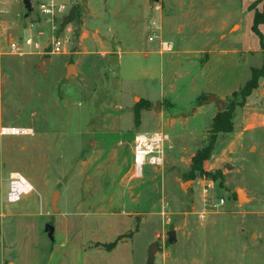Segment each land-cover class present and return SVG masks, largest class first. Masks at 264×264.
I'll list each match as a JSON object with an SVG mask.
<instances>
[{"label":"rangeland","instance_id":"rangeland-1","mask_svg":"<svg viewBox=\"0 0 264 264\" xmlns=\"http://www.w3.org/2000/svg\"><path fill=\"white\" fill-rule=\"evenodd\" d=\"M255 1L75 0L74 21L62 31L65 18L49 23L37 0L32 13L23 0H0V75L12 77L3 84L4 120L33 130L4 141L17 148L14 174L37 185L30 203L46 207L49 220L58 192L61 209L83 200L134 219L136 264H148L153 243L154 264H264V97H241L262 66L252 53L261 50L248 7ZM153 32L171 53L159 51V39L149 42ZM27 38L37 47L11 50ZM55 40L63 42L60 54ZM244 49L251 54L233 52ZM209 96L226 103L222 112L233 110L234 131L217 135L205 176L191 178V160L222 113ZM152 132L170 137L165 164L136 178L134 136ZM240 189L248 200L238 201Z\"/></svg>","mask_w":264,"mask_h":264},{"label":"crops","instance_id":"crops-1","mask_svg":"<svg viewBox=\"0 0 264 264\" xmlns=\"http://www.w3.org/2000/svg\"><path fill=\"white\" fill-rule=\"evenodd\" d=\"M252 5L250 3L248 7ZM262 9L263 6L258 7L259 11ZM235 23L242 29V22ZM260 32L264 35V26L260 27ZM233 52L237 55L251 54L249 49ZM252 53L261 55L263 65L260 46L259 49L254 48ZM14 78H17L16 75ZM11 79V76L0 75V129L16 123V120L11 123L4 120L8 107L2 100V90L5 82H11ZM256 92L264 97V79ZM11 143L5 142L4 137L0 136V264H136L134 240L141 234L134 229L136 221L100 212L106 209V205L86 204L82 200L75 205L78 210L68 206L61 209L58 206L60 196L57 213L53 210L54 216L47 220L46 207L31 204V194L21 205V201L19 204L6 203V199H2V191L14 174L9 162L10 157L17 152ZM33 186L39 192L37 185ZM108 207L111 208V205ZM72 219L77 221L73 226ZM48 225L53 227V240L47 232ZM129 231L131 237L120 239ZM111 244H115V247L107 249L106 246Z\"/></svg>","mask_w":264,"mask_h":264},{"label":"built area","instance_id":"built-area-1","mask_svg":"<svg viewBox=\"0 0 264 264\" xmlns=\"http://www.w3.org/2000/svg\"><path fill=\"white\" fill-rule=\"evenodd\" d=\"M75 0H37V8L40 16L49 23L64 19L71 9V3ZM161 39L156 32L149 37V42L153 43ZM37 47L32 38H27L25 42L20 41L11 43V50L21 52L24 48ZM54 52L60 54L63 49V42L55 40L53 43ZM159 51L161 53H171L173 45L166 41L159 42ZM1 137H31L33 130L26 126H4L0 129ZM170 137L164 132L138 133L133 139V151L131 155V164L136 178L144 176L146 167L160 168L166 161V146ZM9 189L6 195V203L17 204L24 196L35 192L33 184L21 174H12L9 178ZM223 203V201H222Z\"/></svg>","mask_w":264,"mask_h":264},{"label":"trees","instance_id":"trees-1","mask_svg":"<svg viewBox=\"0 0 264 264\" xmlns=\"http://www.w3.org/2000/svg\"><path fill=\"white\" fill-rule=\"evenodd\" d=\"M262 4L263 9L259 11L256 9L258 5ZM251 10H255L254 24L252 27L253 32L260 39L261 50L264 58V36L260 32V27L264 26V0H259L251 6ZM264 79V63L261 68H256L252 70V77L246 83L245 87L241 92V97L243 101H246L252 93L259 89L261 80ZM234 131L233 123V110L227 109L225 112L219 113L213 121L212 126V135L210 142L207 147L199 151L191 160L189 176L191 178L196 177L197 175L204 177L205 176V162L211 157L214 147L216 144L217 135L219 134H230ZM115 247V244L107 246V249H112Z\"/></svg>","mask_w":264,"mask_h":264},{"label":"water","instance_id":"water-1","mask_svg":"<svg viewBox=\"0 0 264 264\" xmlns=\"http://www.w3.org/2000/svg\"><path fill=\"white\" fill-rule=\"evenodd\" d=\"M23 4L25 6V9L28 11V13H32L33 12V7H32V0H23ZM75 14H76V10L75 9H71L68 16L65 17V19L63 20V23L61 24V30L63 31L68 25L72 24L75 18ZM114 61H116V58H111L110 62L113 63ZM50 62L47 59H44L41 61V63L38 66L39 71L44 74V69L43 66L45 63ZM72 72H74V66H70L67 70V74L68 75H72ZM208 100L210 102H213L216 105V108L219 112H222L223 110H225L226 108V103L220 99H218L216 96H209ZM228 168H230V165L227 166ZM60 198V194L58 192H56L52 198L51 201V205L53 210H57V203L58 200ZM237 198L239 202H242L244 200H248L245 194L244 189H240L237 191ZM47 232L49 234V237L51 240H53V227L51 225L47 226ZM168 242L169 244L173 245L176 243L177 239H176V232L175 231H171L168 233ZM159 246L157 243H153L150 246V250H149V257H148V264H154V260L156 257V254L158 252Z\"/></svg>","mask_w":264,"mask_h":264}]
</instances>
